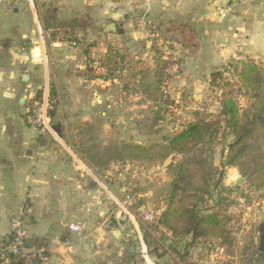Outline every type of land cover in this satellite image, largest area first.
Returning a JSON list of instances; mask_svg holds the SVG:
<instances>
[{
  "label": "crops",
  "instance_id": "crops-1",
  "mask_svg": "<svg viewBox=\"0 0 264 264\" xmlns=\"http://www.w3.org/2000/svg\"><path fill=\"white\" fill-rule=\"evenodd\" d=\"M73 20L88 24L77 44L50 40L52 31L43 27ZM171 22L192 30L196 43L193 53L173 44L179 64L178 71H170L167 90L178 88L168 93L175 106L197 103L191 110L209 111L199 104L210 92L209 76L229 61L250 59L264 68V0H0V241L10 236L13 221H21L31 242L24 252L46 253L44 261L33 264H122L124 227L114 213L112 192H120L123 178L130 189L138 188L143 167H164L169 183V158L156 165L111 163L101 172L80 158L72 140L89 125L100 147L106 139L144 143L136 126L111 127L106 118L117 117L134 99L147 110L141 116L149 115L146 95L139 90L122 94L117 81L86 80V67L104 59L109 47L126 49L150 78L153 55L143 23L161 27ZM112 25L116 33H106ZM37 95L50 99L51 132L27 123ZM215 104L209 112H217ZM228 171L235 176V168ZM148 193L155 201L156 191ZM162 210L161 203L152 207L156 215ZM128 223L133 233L137 227ZM70 225L80 233L70 231ZM141 257L143 264H155L146 254Z\"/></svg>",
  "mask_w": 264,
  "mask_h": 264
},
{
  "label": "trees",
  "instance_id": "trees-1",
  "mask_svg": "<svg viewBox=\"0 0 264 264\" xmlns=\"http://www.w3.org/2000/svg\"><path fill=\"white\" fill-rule=\"evenodd\" d=\"M43 27L52 31L50 40L59 38L77 44L78 34L85 32L88 24L73 20L53 26L44 23ZM149 27L146 41L151 44L154 66L150 78L147 72L138 70L139 61L126 49L110 47L104 59L88 63L85 76L90 81H117L122 94L133 95L139 90L146 95L149 115H142L136 123L144 143L108 139L106 146L100 147L91 129L93 126L84 125L81 137L72 140V147L84 162L101 172L109 170L111 163L131 162L143 166L171 160L167 167L169 183L155 190V204L161 203L163 210L158 215L153 212L150 221L139 223L142 245L155 264H234V259L240 262L245 256L249 264H254L259 254V230L253 226L238 247L236 236L243 212L232 211L240 200L247 202V197L225 187L223 182L225 169L235 168L254 195L264 196V68L253 60L243 59L214 69L208 84L211 92L218 93L215 96L217 112H209L205 107L192 110L178 117L174 121L177 125L164 133L161 125L174 118L179 109L167 91L170 71L173 68L178 71L179 64L172 54L176 51L173 44L180 51L193 53L196 43L192 30L189 32L177 23ZM104 31L116 33V28L107 26ZM39 99L37 95L35 101ZM108 117L107 124L116 127L112 116ZM218 149L224 153L220 169L212 167L213 155ZM141 191L138 187L126 193L135 200L131 211L143 205L144 200L138 197ZM119 225H123L125 236L122 264H143L142 245L131 233L128 220ZM12 242V233L0 241L6 248ZM218 249L223 251L219 260L214 258ZM4 254L10 264H33L34 261L33 253L14 255L5 251ZM42 256L46 259L44 250Z\"/></svg>",
  "mask_w": 264,
  "mask_h": 264
},
{
  "label": "rangeland",
  "instance_id": "rangeland-1",
  "mask_svg": "<svg viewBox=\"0 0 264 264\" xmlns=\"http://www.w3.org/2000/svg\"><path fill=\"white\" fill-rule=\"evenodd\" d=\"M174 55V54H173ZM177 59V58H176ZM173 72V70H171V73ZM175 73V72H174ZM171 82H173V80H171ZM176 87V86H175ZM168 89V88H167ZM174 88H171L170 90H167L169 94H174L177 92L176 88L175 90H173ZM198 90L202 91V87L198 88ZM171 93H170V92ZM218 95V93H217ZM216 93L213 92H208L205 91L203 98L205 99L203 100V102H200L199 104H202V106H206L208 105L209 111H214L216 109V104H215V96H217ZM48 96V95H47ZM42 96H40L41 98ZM208 97L210 99H208ZM49 99V97H48ZM135 101H132L131 103H127L128 105V109L122 111L121 113H117V117H112L114 120V123L117 125H122V126H128V128L134 127L136 126L139 130V126L136 125L137 122L141 121V114L145 113L147 110L143 107L142 105L136 104L138 102H140L139 99H134ZM50 102V99H49ZM197 103H192L190 105V103H184L182 101H179L178 104H176L179 109H177V114L174 118H169L170 121V125L165 126L163 129V132H167L171 126H176L177 123L174 121H177L178 117H182L183 115H185L188 112L192 111L191 109L193 107L196 106ZM186 106H189L190 108H187L186 110H183V108H185ZM51 103L49 106V111L48 113L51 112ZM109 111V110H108ZM181 113V114H180ZM140 115V118L138 117ZM50 116V115H49ZM109 117L107 116V120ZM111 118V117H110ZM51 119V118H50ZM169 124V123H168ZM164 126V125H163ZM169 128V129H168ZM134 139L135 140H140V137H138L136 134H134ZM124 137V136H123ZM122 136H117L118 139L123 138ZM125 138V137H124ZM102 139H104L102 137ZM108 139H106L107 141ZM224 156V153L222 152L221 149H218L214 155H213V160H212V167L213 168H219V163H220V159L221 157ZM151 167H148V169H146L145 167H143V170H140L139 176H138V187L139 189H141L142 191L140 193H145L144 195L140 194L141 199H143V205L140 208H137L134 211L130 210V207L132 205V203H135V200L131 199L130 197H128L126 195L127 192L131 191L132 186L130 187L129 182L127 183L126 179L123 178L121 179L120 185H117L118 190L120 191L119 193H115L112 192V196L114 198V202L115 205L113 206V210L114 213L119 214L118 217L119 219H121V222L123 220L127 221H131L132 224L134 225V228L137 227V229L135 228V231H133V234L136 236V238L139 239V241H141V235L138 231V226L139 223H145L147 221L151 220V217L153 215L152 212V207H158L155 205V201H152V198L148 199L147 197H149L151 194L148 193L149 191H154L157 190L159 188H161L162 185H166V181H167V175L163 173V169L164 167H155L153 169H150ZM231 167L226 168L224 171L225 174V178H224V185L227 188L230 189H234L237 190V193H244V196L247 197V202H245L244 200H240L239 203V208H238V212L240 213V211L243 212V216H242V222L239 228V231L237 232V243H238V247L242 245L244 239L249 235V231L252 229L253 226H255L258 230L261 228V226L264 224V196L263 198H260L258 195H254L250 189H248V185L244 182L243 178H241L236 170L235 172V176L232 177L231 172L228 171ZM241 180V182L238 184V181ZM165 182V183H163ZM134 189V188H133ZM136 189V188H135ZM113 190V189H112ZM108 193H111L108 190ZM146 196V197H145ZM153 205V206H152ZM235 209H237V206L234 207ZM128 221V222H129ZM260 235V234H259ZM142 253L146 254L145 248H143L142 245ZM217 260L222 259V258H215ZM264 259H260L259 257L257 258V260L254 261V264H264L263 263ZM234 264H249L247 257H243L242 260H240V262H238L237 260L234 259Z\"/></svg>",
  "mask_w": 264,
  "mask_h": 264
},
{
  "label": "built area",
  "instance_id": "built-area-1",
  "mask_svg": "<svg viewBox=\"0 0 264 264\" xmlns=\"http://www.w3.org/2000/svg\"><path fill=\"white\" fill-rule=\"evenodd\" d=\"M228 2L234 1V0H227ZM144 30H146V33L149 34L150 27L146 23H143ZM155 37H158L155 35ZM49 106L50 102L47 95H43L39 100L35 101L33 104V107L31 111L27 115V123L34 128L35 130L46 133L51 132V119L49 116ZM240 206H237V209L233 208V212L237 213L238 208ZM11 233L13 235V242L9 248L4 247L0 243V260L1 264H10L9 258H7L4 254L5 251H9L14 255H17L18 253H25L26 249V242L29 241L30 234L29 232L24 228L21 221L15 220L11 223ZM70 231H73L75 233H80V228L75 225L69 226ZM222 258L223 257V251L217 250L214 258ZM30 258V257H28ZM27 258V259H28ZM32 259L42 260L44 261L45 258L42 256V250H37L33 252Z\"/></svg>",
  "mask_w": 264,
  "mask_h": 264
},
{
  "label": "water",
  "instance_id": "water-1",
  "mask_svg": "<svg viewBox=\"0 0 264 264\" xmlns=\"http://www.w3.org/2000/svg\"><path fill=\"white\" fill-rule=\"evenodd\" d=\"M26 77L23 76L22 80H25ZM26 155H29V152L26 153ZM241 182V180L238 181V184ZM259 241H258V245H257V251H258V257L260 259H264V224L261 226V228L259 229ZM31 246V242L27 241L26 242V247H30Z\"/></svg>",
  "mask_w": 264,
  "mask_h": 264
}]
</instances>
